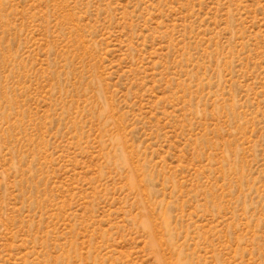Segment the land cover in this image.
I'll use <instances>...</instances> for the list:
<instances>
[{"label":"rangeland","instance_id":"rangeland-1","mask_svg":"<svg viewBox=\"0 0 264 264\" xmlns=\"http://www.w3.org/2000/svg\"><path fill=\"white\" fill-rule=\"evenodd\" d=\"M0 264H264V0H0Z\"/></svg>","mask_w":264,"mask_h":264}]
</instances>
